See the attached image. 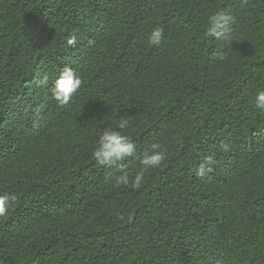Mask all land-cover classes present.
Listing matches in <instances>:
<instances>
[{
  "label": "trees",
  "instance_id": "obj_1",
  "mask_svg": "<svg viewBox=\"0 0 264 264\" xmlns=\"http://www.w3.org/2000/svg\"><path fill=\"white\" fill-rule=\"evenodd\" d=\"M65 66L83 83L62 106ZM258 90L264 0H0V264H264ZM109 128L136 144L130 179L166 150L139 189L92 156Z\"/></svg>",
  "mask_w": 264,
  "mask_h": 264
},
{
  "label": "clouds",
  "instance_id": "obj_2",
  "mask_svg": "<svg viewBox=\"0 0 264 264\" xmlns=\"http://www.w3.org/2000/svg\"><path fill=\"white\" fill-rule=\"evenodd\" d=\"M234 16L224 11H218L209 18L206 36L220 39L225 35L230 23L234 21ZM164 38V29L156 27L152 30L149 40L153 45H160ZM77 43L76 37L71 36L67 40V44L74 46ZM83 81L76 71L65 66L60 74L56 77L52 84L53 98L60 105H67L73 95L81 87ZM253 102L257 108H264V90H258L254 94ZM129 124L127 119H120L117 121V128L125 129ZM225 150L228 149L226 144L221 145ZM92 156L100 165L110 166L116 169L120 175L115 177L116 183L125 186H131L133 189H139L144 183L145 172L151 168L162 166L166 159V150H161L160 145L152 144L151 148L147 150L140 158V164L143 168L134 177L130 179L127 165L124 163L129 157H136V144L132 138L116 129H105L99 135L96 145L93 149ZM212 159L208 158L206 164H202L197 170V175L204 176L207 171H210ZM13 197L10 194H0V216H3L8 211L7 205Z\"/></svg>",
  "mask_w": 264,
  "mask_h": 264
}]
</instances>
